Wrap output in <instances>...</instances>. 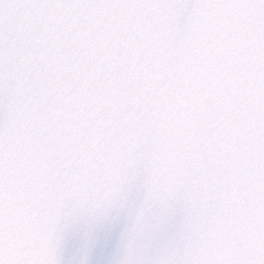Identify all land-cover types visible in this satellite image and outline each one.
I'll return each mask as SVG.
<instances>
[{
  "label": "snow or ice",
  "instance_id": "6c2138e0",
  "mask_svg": "<svg viewBox=\"0 0 264 264\" xmlns=\"http://www.w3.org/2000/svg\"><path fill=\"white\" fill-rule=\"evenodd\" d=\"M125 214L111 264H264V0H0V264Z\"/></svg>",
  "mask_w": 264,
  "mask_h": 264
}]
</instances>
